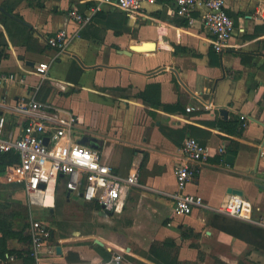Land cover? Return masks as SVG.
Returning <instances> with one entry per match:
<instances>
[{"label": "crops", "instance_id": "obj_1", "mask_svg": "<svg viewBox=\"0 0 264 264\" xmlns=\"http://www.w3.org/2000/svg\"><path fill=\"white\" fill-rule=\"evenodd\" d=\"M94 4L0 0L2 69L16 76L0 87V116H6L9 130L19 131L23 115L14 105L36 94L60 115H77L84 133L97 138L104 161L124 175L139 172L141 184L113 211L69 196L60 184L54 200L48 194L51 205L38 214L49 211L52 217L62 207L70 215L83 203L86 223L70 235L52 227L42 259L31 260L29 226L13 222L19 234L8 248L16 253L0 264H264V248L257 247L264 244V0H227L235 32L221 52L211 47L199 12L183 27L173 1L144 9L142 16L153 8L150 18L173 27L165 25L151 50L142 48L144 41H154L149 36L138 42L134 32L121 31L111 5L82 28L68 15L72 6L89 13ZM165 14L170 17L157 18ZM58 30L68 33L63 51L46 42ZM40 62L49 63L47 75L36 72ZM187 137L209 146L213 156L186 187L204 205L180 216L174 213L175 170L184 162ZM221 145L223 154L217 153ZM232 189L251 201V220L220 211Z\"/></svg>", "mask_w": 264, "mask_h": 264}, {"label": "built area", "instance_id": "obj_2", "mask_svg": "<svg viewBox=\"0 0 264 264\" xmlns=\"http://www.w3.org/2000/svg\"><path fill=\"white\" fill-rule=\"evenodd\" d=\"M96 2L89 13H82L72 6L68 15L82 28L91 22L95 13L105 4L125 12L130 19L137 20L144 15V9L156 4L159 0H90ZM174 13L191 22L194 13L199 12L203 27L209 34L213 49L221 52L230 46V40L235 32V21L227 8V0H172ZM68 33L58 30L46 38L49 46L58 51L65 50ZM48 62L36 65V72L47 75ZM14 73H5L2 69V54L0 47V87L14 80ZM63 88L62 86H60ZM187 111L195 110L187 107ZM14 112L23 115L22 127L15 132L7 128L6 116H0V154L14 152L18 155L16 163L8 164L4 171L7 184L18 185L29 195L31 205L49 207L46 199L51 193L52 200L60 184L69 196L79 197L85 201L98 203L105 210H116L124 204L130 189L140 185L139 172L124 175L102 158L99 148L91 143L79 142L84 133L80 127L77 115H60L51 106L36 97L19 99L14 105ZM245 120V116L241 117ZM45 139L48 142L45 143ZM181 151L184 162L178 165L175 175L178 190L174 194V213L189 215L195 208L204 205L203 199L186 191L187 184L199 171L201 164L209 161L213 152L209 146L196 137L183 140ZM225 145H221L217 153L223 154ZM53 189L51 190V186ZM220 211L242 219L251 220L253 205L249 199L238 194L229 195L222 203ZM29 235L31 240V255L36 260L43 257L44 247L49 242L51 229L42 221L31 216L29 220ZM116 256V260H120Z\"/></svg>", "mask_w": 264, "mask_h": 264}, {"label": "rangeland", "instance_id": "obj_3", "mask_svg": "<svg viewBox=\"0 0 264 264\" xmlns=\"http://www.w3.org/2000/svg\"><path fill=\"white\" fill-rule=\"evenodd\" d=\"M155 5V4H154ZM153 8H150L145 13V16L139 15L138 19L133 22V19H129V21L136 27L135 29V39L138 42L146 40L147 36L151 38L150 40L159 39L160 34L166 30V26L169 28L173 27L169 23H162V21H156L149 16L155 11ZM147 15V16H146ZM157 16V15H156ZM168 14L165 16H157V18H169ZM180 22V21H179ZM178 23V22H177ZM175 26V25H173ZM176 29V28H174ZM169 32V31H168ZM96 126V124H94ZM4 180V173L0 175ZM0 178V212L5 213L4 215H11L12 221L15 224L20 225V223H24L29 226V220L31 216L46 224L50 229L52 227H57L59 233L70 235L73 231V228L80 229L83 224H85L86 216L82 215L81 209L83 208V203H76L74 205L73 210L70 215H66L62 213V207L57 209V214L54 216H50L49 211H44L43 214H38L41 206L31 205L29 200V195L26 191L21 188L17 189L15 185L7 184L3 182ZM5 181V180H4ZM64 201V200H63ZM45 214V216H44ZM59 219V221H55ZM72 220V221H71ZM107 221V220H106ZM103 222V223H111V222Z\"/></svg>", "mask_w": 264, "mask_h": 264}, {"label": "trees", "instance_id": "obj_4", "mask_svg": "<svg viewBox=\"0 0 264 264\" xmlns=\"http://www.w3.org/2000/svg\"><path fill=\"white\" fill-rule=\"evenodd\" d=\"M159 1H164V0H159ZM166 1L171 2L172 0H166ZM116 11L119 12L118 18H119V22H120L121 31L129 32L131 34L133 32H135V30H133L132 27L128 25V21H129L128 15L125 12H123L122 10L116 9ZM194 14L196 15L197 13H194ZM179 24L183 27H188L189 26V19L183 18ZM95 66H97V65H95ZM82 70H83V68L81 67L76 80H78ZM142 95L144 96V94H142ZM164 108L167 110H173V109H176L177 106H175V105H164ZM229 124L232 125L233 130H237L238 124H236L234 122L228 123V125ZM17 161H18V155H16L14 152H7V153L0 154V175H2L4 173L5 168L8 164L16 163ZM4 214L5 213L0 212V232L2 233V236L0 237V261L5 260L7 257V254L13 255L14 253H16V251L9 250L8 240L19 234L17 231L13 230L12 226L14 223L12 221V216L11 215L7 216ZM261 233L264 236V232H260V234ZM257 247L264 248V244L263 245L258 244ZM27 256L31 260H34V257L31 255V251H28Z\"/></svg>", "mask_w": 264, "mask_h": 264}, {"label": "water", "instance_id": "obj_5", "mask_svg": "<svg viewBox=\"0 0 264 264\" xmlns=\"http://www.w3.org/2000/svg\"><path fill=\"white\" fill-rule=\"evenodd\" d=\"M121 52H122V53H125V54H127V55H131V54H132V52H131L130 50H123V51H121ZM221 113H222L224 116H226L227 113H228V111H227L226 109L223 108V109H221ZM47 142H48V139H45V143H47ZM79 142L82 143V144L91 143L92 146H94V147H96V148H99V145H98V143H97V138H96V137H91V136H89V135H83V136L81 137V139L79 140ZM233 158H234V156L231 155V154H228V155L226 156V159H227V161H229V162H231V160H233ZM232 193H233V194H239V195H242V194H243V192H242L241 190H239V189H232ZM68 195H69V194H68ZM107 211H108V210H107ZM96 242L99 243V244H102V242L99 241V240H96ZM57 251H58V252H61V247H60V246L57 247Z\"/></svg>", "mask_w": 264, "mask_h": 264}, {"label": "bare ground", "instance_id": "obj_6", "mask_svg": "<svg viewBox=\"0 0 264 264\" xmlns=\"http://www.w3.org/2000/svg\"><path fill=\"white\" fill-rule=\"evenodd\" d=\"M155 45H156L155 41H144L142 43V48L144 50H151L155 48Z\"/></svg>", "mask_w": 264, "mask_h": 264}]
</instances>
